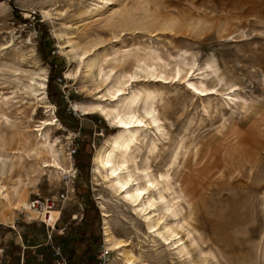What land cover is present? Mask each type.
<instances>
[{
	"label": "rangeland",
	"instance_id": "obj_1",
	"mask_svg": "<svg viewBox=\"0 0 264 264\" xmlns=\"http://www.w3.org/2000/svg\"><path fill=\"white\" fill-rule=\"evenodd\" d=\"M37 21L46 26L54 39V53L64 62L59 100L61 107L66 105L74 116L67 123L57 118L58 108L47 96L50 67L36 49ZM152 50L163 58L171 54L170 63L180 56L196 60L201 67L211 63L212 69L205 71L215 70L226 84L223 89L237 85L239 90L232 95L250 102L251 95L264 94V0H0V108L12 124L0 118V138L5 141L0 154L9 158L7 171L0 174V185L4 184L10 192V205L0 199V264L11 262V254L21 264L22 252L23 264H50L48 250L40 247L47 237L41 216L31 211L27 216L18 204L14 189L24 192L26 203L37 196L56 201L66 194L57 209L59 225H66L67 232L56 235L55 242L66 253L76 244V229L82 221L83 196L87 190H76L75 176L71 180L69 172L48 169L45 174L30 172L28 151L21 146L23 136L30 135V143L39 134L32 131L39 121L53 118L55 125L47 127L46 132L64 167L70 162L68 155L72 147L77 144L79 149L80 130L91 132L94 138L90 147L89 190L100 212L102 243L100 202L103 201L114 236L129 244L126 249L141 264L188 262L169 250L160 237L148 234L142 215L121 203L93 171L95 150L116 134L118 128L97 114H86L73 106L96 103L97 91L103 89L97 67L88 72L87 62L95 59L99 64V58L105 56L107 62L102 67L107 72L116 64L115 58L128 52L142 55ZM128 64L116 70L129 71ZM67 69L68 78L64 77ZM169 71L168 67L165 73ZM44 73L45 100L53 108L45 109L44 104L36 103L33 114L32 97L22 87L30 75ZM209 76L206 81L216 80L214 74ZM190 77L193 78L191 73ZM157 79L138 77L127 86V92L142 88L160 92L157 111L165 128L163 137L155 130L147 139L143 133L139 134L134 147L140 148L134 153L137 164L140 166L147 160L152 171L165 172L177 155L170 172L175 190L190 168V180L201 195L192 218H188L187 205L181 201L182 214L172 218L168 213L164 221H180L183 228L178 229L179 236H183L190 252L189 260L195 264H264V136L249 128L251 122L246 117L249 111L241 109L240 102L230 103L215 94L193 95L184 80ZM102 103L113 105L109 99ZM85 115L104 125H95ZM256 116L260 120L264 113ZM260 123L263 130L264 122ZM155 134L158 150L152 156L149 149ZM236 135L245 137L241 143L246 146L260 145L248 153L238 146L236 153L233 148ZM183 217L187 224L183 223ZM32 248L41 252L39 261ZM115 257L117 253L109 250L107 263Z\"/></svg>",
	"mask_w": 264,
	"mask_h": 264
},
{
	"label": "bare ground",
	"instance_id": "obj_2",
	"mask_svg": "<svg viewBox=\"0 0 264 264\" xmlns=\"http://www.w3.org/2000/svg\"><path fill=\"white\" fill-rule=\"evenodd\" d=\"M42 14L48 16L47 12H42ZM25 15L27 16V14ZM169 58H173V56L169 54L168 58H163L155 50L144 52L142 55L137 53L132 55V53L128 52L122 55L121 58H115L116 64L109 68L107 72L102 67L103 63L107 62L105 56L101 57V59L99 58V64L95 59H92L86 63V68L90 72L94 67H97V75L100 79L99 83L103 85V89L97 91L99 94L95 100H99L96 103L85 106L78 104H74L73 106L75 109L80 108L86 114H97L112 126L118 128L116 134L104 140L95 150L92 160L93 171L99 175V178L104 183L108 184L112 192L119 197L121 203L128 205L139 216L142 215L148 234L153 233L157 237H160L169 250H174L177 255L184 257V260L188 261L186 264H195L194 261L189 260L188 256L190 252L183 236H179L178 229L183 228L180 221L176 219L174 222H165L164 218L168 213L172 218H177L181 215L183 211V207L179 204L181 201L187 205L188 218H192L195 206L199 203L201 195L199 194V190L197 193L194 184L190 180L191 174L189 175V171L191 170L189 167H187L189 170L186 172L185 178L183 177L184 180H180L178 183V190H175L174 185L171 183L172 177L170 172L174 168L177 155L174 156L171 164L169 163L165 172L152 171L151 165L147 160H144L140 166L137 164V156L134 153L135 151H139L140 148L134 149V147L138 144L139 134L143 133L144 139H147V135L152 130H155L160 137H163L165 128L161 124L159 112L157 111V101L160 92L146 88L132 89L127 92V86L138 77H153L158 78V81H165L170 78L177 79L178 81L184 80L193 90V95L209 97L215 94L225 101L228 100L230 103L235 104L240 102V108L249 111V114L246 116L251 122L249 128H253L258 133H261L262 136H264V129H260L261 126L259 124H261V121L264 122V117L259 120L256 115L264 113V94L251 95L250 102H247L240 96L232 95L239 90L237 85L233 84L223 89L226 84L223 83L222 78L216 74L215 70H211L210 73L214 74L216 80L206 81L210 78V73H207L205 69H212L213 65L211 63H206L205 67H201L192 58L187 59L180 56L174 63H170L168 61ZM127 63H130L128 64V67H130L129 71L116 70L118 66L122 68ZM168 67L170 71L167 74L165 71ZM189 73L193 75L192 79L191 77L188 78ZM69 75V69L64 71V77L68 78ZM45 82V73L40 76L32 74L28 77L27 83L22 87L24 93L32 97L31 112L33 114L37 110L36 103L44 104L42 107L45 109L53 108L45 100ZM226 90L228 91L227 93L224 92ZM107 99L113 105L102 103V101H106ZM252 112L253 115H251ZM0 115L4 123L12 125L9 118L4 116L2 108H0ZM53 119L39 121L35 125V128L32 129L33 132L39 133L34 137L33 142L29 143L30 135L23 136L25 139L23 141V138H20L23 141L22 143L19 140L22 144L20 145L28 151L26 155L30 159V166L28 168L30 172L41 171L42 174H45V169L52 172L62 170L71 173L69 177L72 180L75 173L72 158L68 155L70 162L64 167L55 146L50 141L49 134L46 132L47 127L55 125ZM3 139L0 138V147L5 145ZM157 139L158 137L156 136L150 143L151 148L149 152L152 156L158 150L155 142ZM244 139L245 137L243 136H235V144H233L234 152L238 153V146H241L244 153H248L260 145L246 146L241 143ZM8 166V156L3 157L0 154L1 175L5 174ZM69 190L72 192V187L70 189L69 186ZM13 192L18 204L23 208V212L27 216H30L29 203H26L23 199L24 192L18 191V189H14ZM9 196V189L4 184L0 185V199H4L10 205ZM14 207L16 206H13V209H16ZM100 207L102 210V230L105 247L117 253V257L106 264H117V262H120L119 264H141L131 250L126 249L129 244L114 236L113 230L110 227V215L103 201L100 202ZM56 215V213H52V216ZM183 223L187 224V219L184 217ZM249 231L250 233L252 232L250 229ZM190 234V231L187 230L186 235L189 236Z\"/></svg>",
	"mask_w": 264,
	"mask_h": 264
},
{
	"label": "trees",
	"instance_id": "obj_3",
	"mask_svg": "<svg viewBox=\"0 0 264 264\" xmlns=\"http://www.w3.org/2000/svg\"><path fill=\"white\" fill-rule=\"evenodd\" d=\"M34 28L37 31L35 41L37 52L41 59L47 62L50 67L47 81L48 99L58 108L55 114L59 120L65 123L73 121L74 116L72 112L66 105L61 107L62 104L59 100L61 92L58 87L63 84L61 73L64 69V62L54 53V39L49 35L46 26L37 21L34 24ZM56 60H58V62ZM85 117L87 119L92 118L95 125H97V123H102L104 125L103 122L96 120L91 115H85ZM75 129H77V126H75ZM86 134L87 131L83 133L80 130L79 139L77 138V140H79V149L76 150L72 156L76 169L74 178L75 189L87 190L83 196L85 204L82 221L76 229V244L66 253L68 260L73 264H99L97 261V254L102 244L100 212L89 190L90 147L94 138L91 132ZM8 264H19L18 257L11 254V262Z\"/></svg>",
	"mask_w": 264,
	"mask_h": 264
},
{
	"label": "built area",
	"instance_id": "obj_4",
	"mask_svg": "<svg viewBox=\"0 0 264 264\" xmlns=\"http://www.w3.org/2000/svg\"><path fill=\"white\" fill-rule=\"evenodd\" d=\"M77 144H75L72 149L70 150V157L72 158L73 154L77 150ZM73 160V159H72ZM76 175V171L74 176ZM73 176V178H74ZM66 194H61L59 199L56 201L41 198V197H34L29 201V210L33 213H36L41 216V223L47 229V237L40 247H44L49 252L50 264H73L68 260L66 252H64L61 245L55 242L56 235H64L67 232L66 225H59V218H60V210L58 208V204L62 203L65 200ZM52 213H56V216H52ZM25 247L22 248L24 251ZM36 248H32L33 252ZM108 252L109 250L105 247L104 242L101 244L98 254H97V261L99 264H106L108 262ZM41 252L36 253V260H40ZM21 264H23L24 253L21 254Z\"/></svg>",
	"mask_w": 264,
	"mask_h": 264
}]
</instances>
